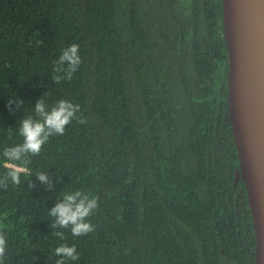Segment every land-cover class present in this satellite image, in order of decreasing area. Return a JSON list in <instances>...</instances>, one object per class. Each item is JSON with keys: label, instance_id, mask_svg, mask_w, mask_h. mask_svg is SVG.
Listing matches in <instances>:
<instances>
[{"label": "trees", "instance_id": "16d2710c", "mask_svg": "<svg viewBox=\"0 0 264 264\" xmlns=\"http://www.w3.org/2000/svg\"><path fill=\"white\" fill-rule=\"evenodd\" d=\"M73 43L82 64L56 84ZM228 67L222 0H0V177L21 167L19 185L0 186V264H55L61 243L79 253L65 264H256ZM42 96L79 105L87 123L6 160ZM74 190L98 197L94 231L61 240L48 209Z\"/></svg>", "mask_w": 264, "mask_h": 264}, {"label": "water", "instance_id": "95a60500", "mask_svg": "<svg viewBox=\"0 0 264 264\" xmlns=\"http://www.w3.org/2000/svg\"><path fill=\"white\" fill-rule=\"evenodd\" d=\"M229 114L264 264V0H222Z\"/></svg>", "mask_w": 264, "mask_h": 264}, {"label": "clouds", "instance_id": "9594fccd", "mask_svg": "<svg viewBox=\"0 0 264 264\" xmlns=\"http://www.w3.org/2000/svg\"><path fill=\"white\" fill-rule=\"evenodd\" d=\"M82 64L79 44L73 43L61 51L54 64L52 81L59 84L62 80H71L73 74L77 72ZM15 99L17 109L23 104L18 98H10L9 107ZM34 115L24 116L18 121V134L22 137V142L3 150V156L8 161H26L29 155L38 156L43 146L49 141V138L55 135L62 136L65 128L74 119L79 123H87L86 118L77 116L80 112V106L67 99H58L53 105L49 106L43 96L38 98L34 107ZM21 167H10L0 177V186L7 187V181L15 185L21 183ZM37 179L52 187L51 175L47 171H40L36 174ZM33 185L29 184V188ZM60 199L53 207L48 209V214L52 217L50 228L55 230L54 235L61 240L64 239L65 233L59 229H70L75 237L86 236L94 231V225L88 219L98 207V197L81 190L61 191ZM8 240L3 231H0V262L6 256ZM55 264H65L66 261L79 260V253L75 245L65 243L59 244L54 249ZM51 258V257H50Z\"/></svg>", "mask_w": 264, "mask_h": 264}]
</instances>
